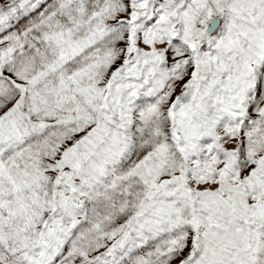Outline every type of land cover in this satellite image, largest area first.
I'll list each match as a JSON object with an SVG mask.
<instances>
[{
	"label": "snow or ice",
	"instance_id": "6c2138e0",
	"mask_svg": "<svg viewBox=\"0 0 264 264\" xmlns=\"http://www.w3.org/2000/svg\"><path fill=\"white\" fill-rule=\"evenodd\" d=\"M0 264H264V0H0Z\"/></svg>",
	"mask_w": 264,
	"mask_h": 264
}]
</instances>
